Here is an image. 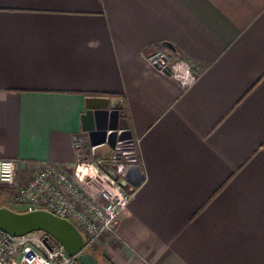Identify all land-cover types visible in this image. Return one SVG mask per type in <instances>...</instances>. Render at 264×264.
Masks as SVG:
<instances>
[{
    "label": "crops",
    "instance_id": "0c3cea01",
    "mask_svg": "<svg viewBox=\"0 0 264 264\" xmlns=\"http://www.w3.org/2000/svg\"><path fill=\"white\" fill-rule=\"evenodd\" d=\"M166 51L191 85L152 66ZM99 97L138 154L106 257L264 264V0H0V158L19 159L21 179L73 162L76 133L111 155L81 129Z\"/></svg>",
    "mask_w": 264,
    "mask_h": 264
},
{
    "label": "built area",
    "instance_id": "2783aa9c",
    "mask_svg": "<svg viewBox=\"0 0 264 264\" xmlns=\"http://www.w3.org/2000/svg\"><path fill=\"white\" fill-rule=\"evenodd\" d=\"M151 64L183 87L191 85L197 76L182 59L171 62L167 51L156 54ZM122 144L118 150L111 149L110 156L95 159L86 150L84 137L76 133L73 162L41 163L27 179H21L19 159L0 158V186H6L7 191V200L0 205L14 204L23 206L24 210L46 208L67 219L85 236L87 251L95 249L106 235L117 239L116 221L137 190L114 168L137 160L136 142L127 140ZM94 180H102L107 185V189L100 191V198L92 197L83 189L84 184ZM0 264L80 263L44 231L15 236L0 230Z\"/></svg>",
    "mask_w": 264,
    "mask_h": 264
},
{
    "label": "water",
    "instance_id": "95a60500",
    "mask_svg": "<svg viewBox=\"0 0 264 264\" xmlns=\"http://www.w3.org/2000/svg\"><path fill=\"white\" fill-rule=\"evenodd\" d=\"M90 100L103 102V104L87 106L81 115V129L90 133L93 140L106 141L110 148H114L119 138V111L110 105V99L99 97L90 98ZM114 168L130 183L138 184V177L134 175L136 167L115 165ZM0 230L15 236L44 231L55 238L67 254L75 256L80 264H104L93 253L85 250V236L72 222L55 215L46 208L15 210L8 205H0Z\"/></svg>",
    "mask_w": 264,
    "mask_h": 264
},
{
    "label": "rangeland",
    "instance_id": "374dc122",
    "mask_svg": "<svg viewBox=\"0 0 264 264\" xmlns=\"http://www.w3.org/2000/svg\"><path fill=\"white\" fill-rule=\"evenodd\" d=\"M168 52V51H167ZM168 54H169V52H168ZM169 56H170V54H169ZM170 58V57H169ZM127 140H130V141H133L134 143H135V140L134 139H131V138H129V139H123V140H121V141H117V143H116V145L114 146V148L113 149H119V148H121V147H123V145H122V143H124V142H126ZM96 180H94V181H92V182H90V183H88V185L89 184H91V183H93V182H95ZM6 186H0V192H1V197H0V204H3V202H5L6 200H7V197H6V193L5 192H7L6 191ZM3 197V198H2ZM10 207H12L13 209H15V210H24L23 209V206H18V205H14V204H10L9 205ZM93 250H97L96 252H97V254L98 255H103L104 254V252H103V250H102V248L100 247V244L98 243V245L96 246V248L95 249H93ZM88 251H92V249H88ZM100 255V256H101ZM105 255V254H104ZM106 256V255H105Z\"/></svg>",
    "mask_w": 264,
    "mask_h": 264
},
{
    "label": "trees",
    "instance_id": "16d2710c",
    "mask_svg": "<svg viewBox=\"0 0 264 264\" xmlns=\"http://www.w3.org/2000/svg\"><path fill=\"white\" fill-rule=\"evenodd\" d=\"M97 251V250H96ZM95 250L90 251L91 253H93L99 260L100 262L104 263V264H113L104 254L103 255H98L97 252Z\"/></svg>",
    "mask_w": 264,
    "mask_h": 264
},
{
    "label": "flooded vegetation",
    "instance_id": "af4514ba",
    "mask_svg": "<svg viewBox=\"0 0 264 264\" xmlns=\"http://www.w3.org/2000/svg\"><path fill=\"white\" fill-rule=\"evenodd\" d=\"M123 139L125 140L126 138L124 137V138H122V140H123ZM122 145H123V144H122Z\"/></svg>",
    "mask_w": 264,
    "mask_h": 264
}]
</instances>
